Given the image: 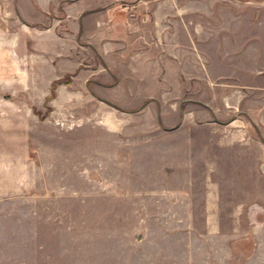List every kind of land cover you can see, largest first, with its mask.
<instances>
[{
	"label": "rangeland",
	"instance_id": "obj_1",
	"mask_svg": "<svg viewBox=\"0 0 264 264\" xmlns=\"http://www.w3.org/2000/svg\"><path fill=\"white\" fill-rule=\"evenodd\" d=\"M120 5L117 29L55 1L40 24H11L0 264H264V58L178 32L228 4L184 19Z\"/></svg>",
	"mask_w": 264,
	"mask_h": 264
},
{
	"label": "crops",
	"instance_id": "obj_2",
	"mask_svg": "<svg viewBox=\"0 0 264 264\" xmlns=\"http://www.w3.org/2000/svg\"><path fill=\"white\" fill-rule=\"evenodd\" d=\"M58 5L65 3V13L69 15V7L72 5L79 4L82 13H88L89 15H98L100 18L99 25H102L104 18L115 16L114 24L116 29L120 26H124L122 21V15L117 12H121L122 9H118L122 3H131L135 0H91L89 4L82 5V0H0V81L2 83H9L11 79V48L13 46L10 32L11 24L23 25L26 28L27 24L38 25L41 23L37 19L38 16L45 17L50 12V7L53 2ZM143 1V0H142ZM156 1L161 7L166 9L178 10L177 14L181 19L185 18V14H200L206 16H213L215 14V6L218 2L228 4L232 6V11H226L225 9L219 10L217 14L222 17L223 22L214 26L210 24L208 29L205 26L194 29V35L189 32L187 26L179 24V33L183 34L186 42L189 46H198L203 43H213L216 41L213 37V33L218 32V41L221 43V47L224 48H241L242 55L251 59L252 57L258 56L264 58V0H209L214 4H211L210 8L204 9L195 7L198 4H193L192 0H153ZM177 1L185 2L184 8L179 6L176 7ZM148 3V2H142ZM116 5H119L118 7ZM179 5V4H178ZM140 3L135 7L139 8ZM147 6V5H146ZM117 7V8H116ZM173 12V11H172ZM241 16L240 19L236 20L237 17ZM230 17V22L228 19ZM227 19V22L225 21ZM105 20V19H104ZM126 25V24H125ZM21 27V26H20ZM21 30V29H20ZM168 31L165 26L158 28V40L159 42L166 43V39H163L162 33ZM162 38V39H160ZM210 45V44H209ZM208 45V46H209ZM171 46V45H169ZM214 45H212L213 47ZM199 56V54H197ZM200 57V56H199ZM197 57L195 59L196 66H203V60ZM250 64V61H248ZM226 65V64H225ZM246 69V68H245ZM249 75L251 69L248 68ZM181 73V72H180ZM184 73V72H182ZM197 74L195 79L206 80L214 78L215 76H209L206 68H197ZM251 77V75H250ZM216 78L231 79L234 76H218ZM7 111V112H6ZM9 106L5 108V105H0V113L3 115L0 118V129H5V124L9 123V119H5V114L9 115ZM235 122V120H233ZM256 123H264V119L258 116ZM8 141L10 139L8 138ZM12 181L11 173V155L9 147H0V192H5L6 189L9 191V186Z\"/></svg>",
	"mask_w": 264,
	"mask_h": 264
}]
</instances>
